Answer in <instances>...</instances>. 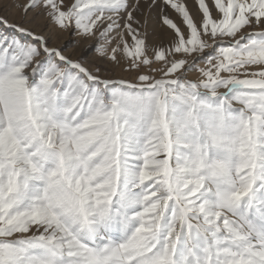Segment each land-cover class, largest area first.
Segmentation results:
<instances>
[{"label":"snow or ice","instance_id":"obj_1","mask_svg":"<svg viewBox=\"0 0 264 264\" xmlns=\"http://www.w3.org/2000/svg\"><path fill=\"white\" fill-rule=\"evenodd\" d=\"M197 4L162 0L150 45L141 0H11L0 264H264V0ZM40 13L135 80L52 46Z\"/></svg>","mask_w":264,"mask_h":264},{"label":"rangeland","instance_id":"obj_2","mask_svg":"<svg viewBox=\"0 0 264 264\" xmlns=\"http://www.w3.org/2000/svg\"><path fill=\"white\" fill-rule=\"evenodd\" d=\"M183 2L188 7L189 11L191 9L190 14L193 16L194 20L196 22H199V20L201 19V14L198 10L197 0H183ZM206 2H209L211 4V0H206ZM10 3H11V0H0V16H7L9 20L13 22L18 21L20 19V15L18 12L8 7ZM147 3H151V0H147ZM161 3H162V0H157L156 5L149 10L145 0H141L142 7L140 9V13H142V15L140 13L137 14V16H139L138 18L141 19L142 22L144 21V19H147V32H148V37H149L148 43L150 45H154V44L155 45L156 44L166 45L171 39L170 31L161 22V14H162V8L160 6ZM187 4L193 7L190 8V6ZM144 9H146V11H144ZM142 11L145 13H143ZM192 11L194 12L195 15H193ZM163 14L168 15L177 24L181 23L178 15L170 7L163 9ZM144 15H145V18H144ZM39 24L46 25V29L49 32V36L51 38L53 37L56 42H61L64 40L61 47L67 46V52L69 51H72L73 53L79 52L80 56L77 59L81 58V56L86 57L87 64L89 67L93 69H95L96 67H99L103 70V75L111 77L113 79L123 78L126 80H135V72H125L123 68L116 67L111 62L106 61V60H101L100 58H98L94 52V47H93L96 44V41L83 40L77 37L74 33L57 32L55 27L47 21L43 13H40L35 18L34 23L32 24V27L36 28V26H38ZM81 52L83 54H81ZM196 75H198V73L189 74L188 78L195 79Z\"/></svg>","mask_w":264,"mask_h":264},{"label":"bare ground","instance_id":"obj_3","mask_svg":"<svg viewBox=\"0 0 264 264\" xmlns=\"http://www.w3.org/2000/svg\"><path fill=\"white\" fill-rule=\"evenodd\" d=\"M186 2V1H185ZM191 4V3H190ZM187 5H189V4H187ZM190 6V5H189ZM191 7H193V6H190V8ZM148 9V8H147ZM150 10V9H149ZM193 10V9H192ZM144 11H146V9H144ZM190 11H191V9H190ZM143 12V11H142ZM152 12V11H151ZM193 12V11H192ZM143 13H145V12H143ZM150 13V12H149ZM149 13H148V15H149ZM193 15H195L194 14V12H193ZM171 16V15H170ZM139 17V16H138ZM150 17V16H149ZM144 18H145V15H144ZM152 18V17H151ZM14 19V18H13ZM141 20V19H140ZM145 20V19H144ZM154 20V19H153ZM200 21V20H199ZM149 23V22H148ZM36 28H37V30H43V31H45V33L47 34V35H49V32L47 31V29H46V25H44V24H39L38 26H36ZM63 36V35H62ZM66 37V36H65ZM171 37V36H170ZM163 38V37H162ZM148 39H149V37H148ZM158 39H160V38H158ZM157 39V40H158ZM58 40V39H57ZM64 41V40H63ZM63 41H61V42H56L55 40H54V38L52 37L51 38V40H50V43L52 44V46H62V44H63ZM164 41V40H163ZM155 45V44H154ZM157 45V44H156ZM69 55H72L74 58H78L79 56H80V53L79 52H75V53H73L72 51H69V52H67ZM81 54H83L82 52H81Z\"/></svg>","mask_w":264,"mask_h":264}]
</instances>
